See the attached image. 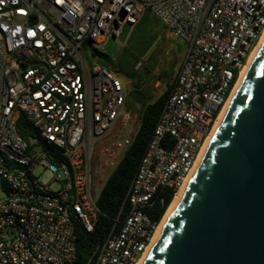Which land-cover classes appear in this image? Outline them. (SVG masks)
<instances>
[{
  "label": "built area",
  "instance_id": "obj_1",
  "mask_svg": "<svg viewBox=\"0 0 264 264\" xmlns=\"http://www.w3.org/2000/svg\"><path fill=\"white\" fill-rule=\"evenodd\" d=\"M146 11L187 52L120 228L86 264L142 259L264 35V0H0V264H76V227L92 233L100 215L93 165L106 183L138 123L121 76L96 57Z\"/></svg>",
  "mask_w": 264,
  "mask_h": 264
},
{
  "label": "water",
  "instance_id": "obj_2",
  "mask_svg": "<svg viewBox=\"0 0 264 264\" xmlns=\"http://www.w3.org/2000/svg\"><path fill=\"white\" fill-rule=\"evenodd\" d=\"M143 264H264V43Z\"/></svg>",
  "mask_w": 264,
  "mask_h": 264
},
{
  "label": "trees",
  "instance_id": "obj_3",
  "mask_svg": "<svg viewBox=\"0 0 264 264\" xmlns=\"http://www.w3.org/2000/svg\"><path fill=\"white\" fill-rule=\"evenodd\" d=\"M168 96L169 92L153 104L147 105L144 108L133 142L125 152L117 168L106 181L100 197L97 200L100 215L94 232L88 233L83 226L77 225L75 230L77 235L76 264H86L89 261L97 246L113 230L117 219L119 220L114 231L120 228V222L124 219L125 212L127 211V204H124V201L128 189L147 151ZM19 130L21 137L29 141L31 137L30 132L26 131L22 126H19ZM171 199L172 197H168V204ZM120 212L122 213L120 214ZM150 214L154 216L156 221H160L164 210L161 211L157 207H154L153 212Z\"/></svg>",
  "mask_w": 264,
  "mask_h": 264
},
{
  "label": "rangeland",
  "instance_id": "obj_4",
  "mask_svg": "<svg viewBox=\"0 0 264 264\" xmlns=\"http://www.w3.org/2000/svg\"><path fill=\"white\" fill-rule=\"evenodd\" d=\"M178 41V39H177ZM176 40L170 39L167 36V30L161 22L150 13L145 17L142 25L136 30V38L130 43L129 49L133 53L136 62L141 63L137 66V70L143 71V76L151 77V72L147 70H157L163 73L166 78H171L175 74L176 63L178 61L179 52L175 49L182 48ZM180 42V41H179ZM122 44L119 39H112L107 45L106 53L116 59H120L122 55ZM128 53V51H127ZM122 61L128 62V56L125 55ZM125 86V85H124ZM126 91H129V86H125ZM137 95V94H136ZM139 127V122L136 124V132ZM95 162V157H94ZM35 174L44 183H49L52 179V174L44 168H37ZM105 185L99 181L97 167L93 165L91 177V191L94 200H98ZM56 189V186H53ZM2 194L0 193V197Z\"/></svg>",
  "mask_w": 264,
  "mask_h": 264
},
{
  "label": "crops",
  "instance_id": "obj_5",
  "mask_svg": "<svg viewBox=\"0 0 264 264\" xmlns=\"http://www.w3.org/2000/svg\"><path fill=\"white\" fill-rule=\"evenodd\" d=\"M153 15L151 12L146 11L138 24L132 25H124L121 28L120 35L118 37H114L112 39H119L122 44V55L120 59H116L115 57L110 56L106 52H99L96 57V62L103 66L108 70L115 71L119 76H121L124 85L129 86V91H126V105L125 110L127 112L132 113L138 118V122L140 123V117L147 105L153 104L162 96L166 95L168 92L170 93L173 88V84L175 82V78L177 76L178 70L185 58L187 52L186 43L172 37L167 31V36L170 39L176 40L178 45H182V48H176L175 50L179 52L178 61L176 63L175 74L171 78H166L163 76V73L157 70L149 71L151 72V77L148 79L147 76H143V71L141 72L137 70V66L141 63L136 62L133 53L129 49L130 43L136 38V30L142 25L145 17L148 14ZM154 16V15H153ZM155 17V16H154ZM156 18V17H155ZM157 21H159L156 18ZM167 30V29H166ZM111 39V40H112ZM110 40V41H111ZM109 41V42H110ZM180 41V42H179ZM108 42V43H109ZM107 43V45H108ZM106 45V51H107ZM128 51V53H127ZM127 55L128 62L122 61V58ZM137 94V95H136Z\"/></svg>",
  "mask_w": 264,
  "mask_h": 264
},
{
  "label": "bare ground",
  "instance_id": "obj_6",
  "mask_svg": "<svg viewBox=\"0 0 264 264\" xmlns=\"http://www.w3.org/2000/svg\"><path fill=\"white\" fill-rule=\"evenodd\" d=\"M263 43H264V35L262 36V38H261L260 42L258 43L257 47L255 48V50L253 51V53H252V55H251V57H250V60H249L248 64L246 65L245 69L243 70V72H242V74H241V76H240V78H239V80H238V82H237V84H236L234 90L232 91V94H231L230 98L228 99L226 105L224 106L222 112L220 113V116H219V118H218V120H217V122H216V124H215V126H214V129H213V131H212L210 137L208 138V140H207V142H206V144H205V146H204V148H203V151H202V153H201V155H200V158H199V160H198V162H197V165H196V167L194 168L193 172L191 173L190 178L187 180L186 185H185V186H184V187L178 192V194L176 195L175 199L173 200V202H172L171 205L169 206L167 212H166L165 215H164V218L162 219V222L160 223V225H159V227H158V229H157V232H156V234H155V237H154V239H153L151 245L147 248L146 252L144 253V255H143V257H142V259H141L137 264H143V262L146 260L147 256L149 255V252H150V250H151V246L154 245L155 241L157 240L159 234L161 233V231H162V229H163V227H164V225H165V223H166V221H167V218H168L169 213L171 212L172 208L174 207V205L176 204V202L178 201V199L180 198V196L182 195V193H183V192L185 191V189L187 188V186H188L190 180L192 179L194 173L196 172V170H197V168H198V166H199V163H200V161H201V159H202V157H203V155H204V153H205V151H206V149H207V146H208V144H209L211 138L213 137L215 131L217 130V128L219 127L221 121L223 120V118H224V116H225V114H226V112H227V109L230 107L231 102H232V100H233V98H234V95L236 94V91H237V89H238L239 86H240V83H241L242 80L245 78V76H246V74H247V72H248V70H249V68H250V66H251V64H252V62H253V60H254V58H255L256 55L258 54V52H259L261 46L263 45Z\"/></svg>",
  "mask_w": 264,
  "mask_h": 264
}]
</instances>
